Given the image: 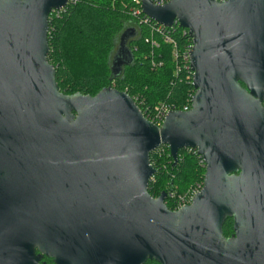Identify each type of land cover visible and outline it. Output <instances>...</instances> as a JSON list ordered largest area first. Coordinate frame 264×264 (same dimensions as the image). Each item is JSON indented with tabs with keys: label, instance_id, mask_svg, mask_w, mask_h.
Segmentation results:
<instances>
[{
	"label": "water",
	"instance_id": "95a60500",
	"mask_svg": "<svg viewBox=\"0 0 264 264\" xmlns=\"http://www.w3.org/2000/svg\"><path fill=\"white\" fill-rule=\"evenodd\" d=\"M141 3L193 42L191 109L161 126L113 86L61 90L49 19L69 0H0V264H264V0ZM162 145L175 163L196 149L206 167L177 210L149 192Z\"/></svg>",
	"mask_w": 264,
	"mask_h": 264
},
{
	"label": "trees",
	"instance_id": "16d2710c",
	"mask_svg": "<svg viewBox=\"0 0 264 264\" xmlns=\"http://www.w3.org/2000/svg\"><path fill=\"white\" fill-rule=\"evenodd\" d=\"M49 23V60L56 67L57 82L64 93L95 96L113 86L137 99L149 120L156 106L183 109L192 105L195 90L183 57L192 44L187 29L179 25L160 29L140 11L136 0H70L64 10L50 15ZM127 30L133 33L126 44L132 60L129 58L115 74L113 56ZM167 36L177 43V56ZM153 40L158 46L152 45ZM151 163L157 173L150 180L149 192L159 197L166 191L165 203L171 210H175V198L170 192L181 193L198 179L203 182L206 172L203 158L190 148L179 151L174 165L169 146L162 145L151 153ZM223 232L226 237L234 233L233 218L226 219ZM41 263L54 261L45 256ZM145 264L159 263L148 260Z\"/></svg>",
	"mask_w": 264,
	"mask_h": 264
},
{
	"label": "built area",
	"instance_id": "2783aa9c",
	"mask_svg": "<svg viewBox=\"0 0 264 264\" xmlns=\"http://www.w3.org/2000/svg\"><path fill=\"white\" fill-rule=\"evenodd\" d=\"M70 1V0H69ZM170 0H168L167 2H169ZM136 2L137 3H139L140 4V11L142 12V7H141V0H136ZM154 2L157 4V5H163V4H166L167 2H161V1H155L154 0ZM137 13H138V11H137ZM148 17V16H147ZM149 18V17H148ZM159 25V28L160 29H163V28H169V27H165V26H163V25H161V24H158ZM175 25H178V24H175ZM174 26V25H173ZM173 26H171V27H173ZM189 32V31H188ZM192 38V37H191ZM166 40L167 41H170V42H173L174 43V50H175V55L177 56V54H178V46H177V43L171 38V37H169V36H167L166 37ZM152 45H154V46H158V44L153 40L152 41ZM192 46H193V42H192V44L190 45V46H188V48H187V50L185 51V53L183 54V57H184V60L186 61V63L188 64L187 66V68H188V70L190 71V73L192 74V75H190V77L192 78V82H193V72H192V70H191V68H190V50H191V48H192ZM134 99V98H133ZM136 102H137V99H134ZM191 102H192V100H191ZM137 104H138V102H137ZM191 109V105H186L183 109H180V108H177L176 106H171V105H167V104H162V105H160V106H156L155 107V112H154V114H152V115H149L150 117H151V121L152 122H154L155 124H157V125H159V126H161L162 125V123H163V121H164V119H165V117L167 116V114L170 112V111H172V110H182V111H188V110H190ZM142 110V109H141ZM142 112L144 113V115H145V113L146 112H144L143 110H142ZM158 150V149H157ZM205 164V163H204ZM201 188L202 187H200L199 189H197V190H195L192 194H190L189 196H186L187 194H185V196H178V197H176L175 196V194L174 193H170L171 194V197L172 198H175V199H177L178 201L179 200H181V202L179 203V205L178 206H176V208H175V210H177V209H179V208H181L182 206H184V205H187V204H190L191 202H192V199H193V197L201 190ZM168 196V195H167Z\"/></svg>",
	"mask_w": 264,
	"mask_h": 264
},
{
	"label": "rangeland",
	"instance_id": "374dc122",
	"mask_svg": "<svg viewBox=\"0 0 264 264\" xmlns=\"http://www.w3.org/2000/svg\"><path fill=\"white\" fill-rule=\"evenodd\" d=\"M178 162V161H177ZM176 163L174 162V165H175ZM203 186V182L201 181V180H197L196 181V183L195 184H190L183 192H181V193H176V192H172V193H174L175 194V196L176 197H178L179 195L180 196H185V194H187L186 196H189L190 194H192L195 190H197V189H199L200 187H202ZM164 192H166V191H164ZM167 193V192H166ZM171 193V192H170ZM167 195H168V193H167ZM172 202H173V204L175 205V208H176V206H178L179 205V203L181 202V200H177V199H174V200H172ZM169 208V207H168ZM170 209V208H169Z\"/></svg>",
	"mask_w": 264,
	"mask_h": 264
},
{
	"label": "flooded vegetation",
	"instance_id": "af4514ba",
	"mask_svg": "<svg viewBox=\"0 0 264 264\" xmlns=\"http://www.w3.org/2000/svg\"><path fill=\"white\" fill-rule=\"evenodd\" d=\"M127 44V43H126Z\"/></svg>",
	"mask_w": 264,
	"mask_h": 264
}]
</instances>
